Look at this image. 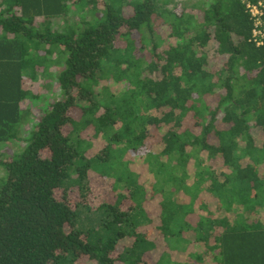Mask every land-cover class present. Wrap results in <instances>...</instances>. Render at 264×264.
Masks as SVG:
<instances>
[{
	"label": "trees",
	"instance_id": "obj_1",
	"mask_svg": "<svg viewBox=\"0 0 264 264\" xmlns=\"http://www.w3.org/2000/svg\"><path fill=\"white\" fill-rule=\"evenodd\" d=\"M245 1L0 0V125L33 99L22 78L60 93L0 161V264L264 251V46ZM52 54L56 76L25 69ZM93 178L110 188L95 209Z\"/></svg>",
	"mask_w": 264,
	"mask_h": 264
},
{
	"label": "crops",
	"instance_id": "obj_2",
	"mask_svg": "<svg viewBox=\"0 0 264 264\" xmlns=\"http://www.w3.org/2000/svg\"><path fill=\"white\" fill-rule=\"evenodd\" d=\"M40 55H44V51H41L39 53ZM56 56L55 54H52L49 59H45L43 56L41 59L37 60V62H34L32 65L25 66V69H38V73H42L44 69H54L53 61H55ZM5 69V68H2ZM39 81L33 83L28 81L29 79L27 77L22 78V89L27 90L28 88H31L32 90V100H22L18 104V112L19 116L16 115L14 110V117H13V124H6L4 123L3 126L0 125V138L1 139H9L4 140L3 142H0V161H7L9 160L15 153L19 152L21 148L24 146L23 140L29 136L31 133V130L33 129L34 124L38 121L39 115L38 112L41 108V105L39 102V93L35 92L38 86L39 82H41L43 79L42 76L39 77ZM32 85V86H31ZM31 86V87H30ZM47 86V85H45ZM18 117V120H17ZM240 213V211H233L230 216L236 217V215ZM225 214V212H223ZM260 239H264L262 235H259ZM254 243H263L262 240H254L252 241ZM247 242V243H252ZM261 248L264 250V244L261 246ZM240 250H243L242 247ZM239 250V251H240ZM243 253V252H242ZM252 259V260H250ZM215 264V263H214ZM229 264H264V251L259 252L256 258H250V257H244L239 256L235 258H231L229 260Z\"/></svg>",
	"mask_w": 264,
	"mask_h": 264
},
{
	"label": "rangeland",
	"instance_id": "obj_3",
	"mask_svg": "<svg viewBox=\"0 0 264 264\" xmlns=\"http://www.w3.org/2000/svg\"><path fill=\"white\" fill-rule=\"evenodd\" d=\"M176 1H186V0H176ZM189 1L191 2V1H194V0H189ZM74 3L75 2H73L71 4V11H73V12H75ZM180 10H181V8H179V7L176 8V12H179ZM195 14L199 15V17L201 18V12L199 10H197L195 12ZM215 66L217 67L218 65H215ZM215 66L213 65V67H215ZM57 70L58 69H48V72L50 74L54 73L55 76H56ZM39 83L40 84H39L38 88L34 89V90H36L35 92L39 93V102L38 103H40V105H41V108H40V110L38 112V115L41 113V109L45 108V106L47 104H49L48 102H52V101L57 100L58 96L60 94L59 93V89H58L59 88L58 83H56V80L53 79V77L52 78L49 77L47 79H43ZM45 85H47V86H45ZM115 87L120 89V90L122 89V87H117V86H115ZM115 87H114V89H115ZM64 131L67 132V129H65ZM257 131L258 130H256V131L254 130L252 134H253L256 142L260 143L261 142V138H259V135H258ZM44 155H46V153H44ZM91 186H92V193L90 194L91 196L89 198V204L92 206V208L95 209L101 203L102 199L104 200L105 197L108 194H110V188H109V186L107 184L100 183V180H97L96 178H93V181L91 182ZM57 195H59V193H57ZM76 198H77L76 195L70 194L69 201L73 202L74 199H76ZM152 209H154V208L152 207ZM162 251H163L162 246L158 245V249H156L153 253H151L149 257H146L147 263L150 264L151 261H155L161 255Z\"/></svg>",
	"mask_w": 264,
	"mask_h": 264
},
{
	"label": "built area",
	"instance_id": "obj_4",
	"mask_svg": "<svg viewBox=\"0 0 264 264\" xmlns=\"http://www.w3.org/2000/svg\"><path fill=\"white\" fill-rule=\"evenodd\" d=\"M245 10L252 21L251 41L256 47L264 46V0L245 1Z\"/></svg>",
	"mask_w": 264,
	"mask_h": 264
}]
</instances>
